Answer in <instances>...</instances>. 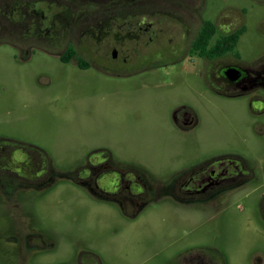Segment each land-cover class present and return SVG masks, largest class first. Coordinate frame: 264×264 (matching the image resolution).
<instances>
[{"label":"flooded vegetation","instance_id":"af4514ba","mask_svg":"<svg viewBox=\"0 0 264 264\" xmlns=\"http://www.w3.org/2000/svg\"><path fill=\"white\" fill-rule=\"evenodd\" d=\"M173 1L171 4L179 7L174 10L180 14L174 29L176 41L167 37L162 28L161 11L156 9L161 7L160 0H10L0 3V18L10 24L12 34H26L21 38L30 43L32 51L19 46L17 39L12 41L26 60L33 51L41 50L71 65L74 71L91 73L96 79L124 81L146 75L142 74L145 70L157 71L168 64L166 60L185 57L191 65L190 74L202 82L192 90L193 99L212 93L229 103L244 102L253 126H264V37H260L258 48L247 45L241 51L242 39L249 29L246 12L228 9V15L217 18L225 21L221 26L217 19L204 18L203 0ZM177 1H185V7ZM207 22L215 25L216 33L210 40L203 38L196 47ZM262 22L264 19L255 29ZM66 38L73 40L67 42L64 51L50 49ZM225 38L231 49L210 57L212 49ZM39 41L44 49L34 45ZM167 41L185 43L186 50H162ZM151 86L158 87L140 84L131 90L144 92ZM128 91L122 87L118 93ZM193 99L175 107L170 117L193 146L188 148V154L179 156L181 164L165 172H153L118 161L108 149H97L67 178L97 202L114 205L129 220L138 218L152 202L165 198L200 216L193 227L196 230L264 233V176L252 162V150L239 146L213 150L197 147L203 109ZM255 137L264 139V130ZM55 178L44 150L30 143L0 139V264H37L35 257L57 248L49 228L36 224L34 216ZM75 249V264L104 263L92 249ZM219 252L215 248L191 247L173 263L225 264Z\"/></svg>","mask_w":264,"mask_h":264},{"label":"rangeland","instance_id":"374dc122","mask_svg":"<svg viewBox=\"0 0 264 264\" xmlns=\"http://www.w3.org/2000/svg\"><path fill=\"white\" fill-rule=\"evenodd\" d=\"M160 1L161 7L156 9L161 11L162 28L167 37L175 39L180 14L174 9L179 7L171 4L173 0ZM177 2L185 7V1ZM202 7L204 18L210 21L228 15L230 8L245 11L249 29L240 49L260 46L264 22L255 27L264 19V0H203ZM224 22L216 20L217 25ZM12 33L10 24L0 18V139L41 148L56 173L54 185L43 195L34 216L36 224L49 228L57 248L35 257L37 264H75L77 246L96 251L103 264H174L176 257L191 247L215 248L223 254L225 264H264L262 232L196 230L193 227L200 216L165 198L129 220L114 205L97 202L67 178L97 149H108L118 161L153 172L181 164L179 156L188 154L193 146L174 126L171 113L181 103L190 102L192 90L202 83L190 74L191 65L185 57L166 60L168 64L161 69L145 70L142 74L146 75L124 81L96 79L41 50L33 51L26 60L12 43L17 39L19 46L29 49L30 43L21 38L26 34ZM69 40L73 38L50 49L62 52ZM40 43L34 45L44 49ZM161 47L186 50V44L178 42L167 41ZM244 58L250 59L247 55ZM140 84L158 87H146L144 92L131 90ZM122 87L128 93H118ZM193 100L203 109L197 147L251 149L252 162L264 176L260 168L264 167V139L255 137L264 126H253L246 104L229 103L212 93Z\"/></svg>","mask_w":264,"mask_h":264},{"label":"trees","instance_id":"16d2710c","mask_svg":"<svg viewBox=\"0 0 264 264\" xmlns=\"http://www.w3.org/2000/svg\"><path fill=\"white\" fill-rule=\"evenodd\" d=\"M216 33V27L215 25L212 23V22H207L204 26V29L203 31L200 33V36L198 38V40L196 41L195 43V46H199V44L201 43L202 39L203 38H206L207 40H210ZM229 39L225 38L224 40H221L219 41V43L217 44V46L215 48L212 49V51L210 52L209 56L210 57H214V56H217L219 54H222L224 52H227L231 49V45L229 46ZM234 42V40H233ZM223 46V47H222ZM225 49V51L221 50L220 52V49ZM70 51H72L70 49Z\"/></svg>","mask_w":264,"mask_h":264}]
</instances>
